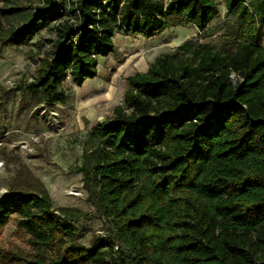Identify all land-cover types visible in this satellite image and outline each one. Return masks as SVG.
I'll return each instance as SVG.
<instances>
[{
	"label": "trees",
	"instance_id": "1",
	"mask_svg": "<svg viewBox=\"0 0 264 264\" xmlns=\"http://www.w3.org/2000/svg\"><path fill=\"white\" fill-rule=\"evenodd\" d=\"M224 6L236 18L232 46L189 40L158 55L126 78L127 108L92 126L78 170L108 234L81 243L76 223L86 214L53 205L22 166L0 196V237L15 214L31 257L0 247V264H264V0ZM218 14L214 0H40L21 25H0V55L48 30L19 89L33 105H63L66 80L94 78L97 57L116 51L115 33L203 31Z\"/></svg>",
	"mask_w": 264,
	"mask_h": 264
},
{
	"label": "rangeland",
	"instance_id": "2",
	"mask_svg": "<svg viewBox=\"0 0 264 264\" xmlns=\"http://www.w3.org/2000/svg\"><path fill=\"white\" fill-rule=\"evenodd\" d=\"M214 1L219 14L201 34L188 24L170 25L162 33L149 38L115 34L116 51L109 56L97 57V78L86 81L81 87L66 80L67 98L63 105H33L29 93L19 89L35 74L37 64L31 59L33 53L30 50H38L35 41L40 37L48 38V30L41 31L27 46L4 49L0 55V94L4 104L0 113V160L3 161L0 196L6 193L16 170L26 167L43 182L53 205L78 208L86 214L76 223L82 229L81 243L90 245L93 236L108 234L107 223L86 202L87 193L78 170L83 162L82 149L93 144L87 136L96 121L112 115L115 106L127 108L123 100L128 88L126 78L146 71L158 55L173 54L179 45L189 40L208 44L217 50L233 45L236 18L227 16L224 0ZM39 2L0 0L2 29L21 25L26 12ZM11 8L20 10L6 12ZM18 219L15 214L10 216L0 237V247L11 255L29 259L31 249L25 239L30 234ZM118 247L117 242L116 250Z\"/></svg>",
	"mask_w": 264,
	"mask_h": 264
},
{
	"label": "built area",
	"instance_id": "3",
	"mask_svg": "<svg viewBox=\"0 0 264 264\" xmlns=\"http://www.w3.org/2000/svg\"><path fill=\"white\" fill-rule=\"evenodd\" d=\"M197 30H198V29H197ZM197 32H198V34H201V33H202L201 30H198ZM230 77H231L232 80L235 81V75H234L233 73L230 75ZM2 166H3V161L0 160V168H1Z\"/></svg>",
	"mask_w": 264,
	"mask_h": 264
},
{
	"label": "crops",
	"instance_id": "4",
	"mask_svg": "<svg viewBox=\"0 0 264 264\" xmlns=\"http://www.w3.org/2000/svg\"><path fill=\"white\" fill-rule=\"evenodd\" d=\"M119 33H121V32H117V33H115V34H119ZM114 36H115V35H114ZM138 36H141V35H138ZM108 56H109V55H108ZM97 73H98V71H97ZM132 75H133V74H132ZM94 78H97V75H96ZM88 80H93V78L86 79V80L84 81V83H85L86 81H88ZM84 83H83V84H84ZM83 84H82V85H83ZM82 85H81V86H82ZM81 86H80V87H81Z\"/></svg>",
	"mask_w": 264,
	"mask_h": 264
}]
</instances>
